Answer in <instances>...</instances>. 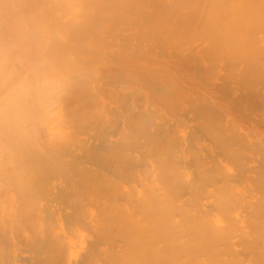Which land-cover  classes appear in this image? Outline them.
<instances>
[{"label":"bare ground","instance_id":"6f19581e","mask_svg":"<svg viewBox=\"0 0 264 264\" xmlns=\"http://www.w3.org/2000/svg\"><path fill=\"white\" fill-rule=\"evenodd\" d=\"M262 55L264 0H0V264H264Z\"/></svg>","mask_w":264,"mask_h":264},{"label":"clouds","instance_id":"9594fccd","mask_svg":"<svg viewBox=\"0 0 264 264\" xmlns=\"http://www.w3.org/2000/svg\"><path fill=\"white\" fill-rule=\"evenodd\" d=\"M59 87L58 83L55 81H50L47 79H37L34 85L22 86L21 92L27 97L32 92L33 88L39 89H48L50 92H54Z\"/></svg>","mask_w":264,"mask_h":264},{"label":"rangeland","instance_id":"374dc122","mask_svg":"<svg viewBox=\"0 0 264 264\" xmlns=\"http://www.w3.org/2000/svg\"><path fill=\"white\" fill-rule=\"evenodd\" d=\"M264 55H262L261 57H263ZM260 59H264V57L263 58H260ZM260 61H262V62H264V60H260ZM264 80V79H263ZM262 81V80H261ZM262 89H264V87L262 88ZM217 90V89H216ZM216 90L214 89V91L215 92H213V97L214 98H218V97H223V96H221V95H219V93L221 94L222 92H221V90H219L218 92H216ZM217 95H219V96H217ZM216 96V97H215ZM220 98H218V99H220ZM250 122H247V121H245L243 124L244 125H250V126H252V125H255L256 124V126H258L257 128L258 129H260V130H258L257 128H254V130H258V132H257V130L256 131H254L255 132V137H256V139H257V137H258V139H262L261 137L263 136L264 137V125H262V124H260L259 122H257L256 121V123H254L255 121H253V122H251L252 121V119L251 120H249ZM246 123V124H245ZM249 123V124H248ZM251 123H252V125H251ZM255 126V127H256ZM261 127V128H260ZM263 128V129H262ZM262 134V135H261Z\"/></svg>","mask_w":264,"mask_h":264}]
</instances>
